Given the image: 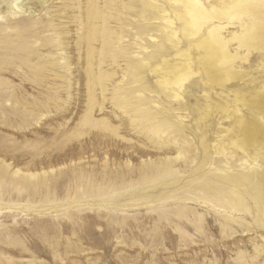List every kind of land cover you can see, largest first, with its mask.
<instances>
[{"label": "rangeland", "instance_id": "rangeland-1", "mask_svg": "<svg viewBox=\"0 0 264 264\" xmlns=\"http://www.w3.org/2000/svg\"><path fill=\"white\" fill-rule=\"evenodd\" d=\"M98 4L120 38L106 45L114 57L92 58L104 75L91 110L84 0H0V264H264V148L237 145L250 120L264 123L250 101L264 88V49L221 86L198 64L211 25L189 35L179 0ZM185 52L193 73L167 84ZM132 113L175 142L156 146ZM147 165L159 170L137 168Z\"/></svg>", "mask_w": 264, "mask_h": 264}, {"label": "bare ground", "instance_id": "bare-ground-1", "mask_svg": "<svg viewBox=\"0 0 264 264\" xmlns=\"http://www.w3.org/2000/svg\"><path fill=\"white\" fill-rule=\"evenodd\" d=\"M184 7V14L181 15L188 31L189 35L192 37L204 32L208 25H211L205 32L204 38L197 44V48L203 51V55L199 58L198 64L204 70L208 77H211L221 86L225 83L233 81L235 79L241 78V73L234 67V62L237 59L246 60L250 53L257 49H264V0H229L223 3L222 6H212L210 9L206 8L202 0H179ZM136 2H128L127 6H134ZM17 10H22L20 7L16 6ZM84 22H81V34L79 36V43L85 44V60H86V74L89 77V83H87L88 101L89 108H93L96 103V99L93 93V89L96 85L101 86L99 75H104L103 72L98 71L95 73L92 68V58L94 54H99V56H112L111 53L106 51V45L113 44L119 39L115 33L109 31L105 27V16L103 11L100 10L98 0H84ZM246 18L245 21L243 19ZM95 20L98 24L95 23ZM170 23L171 20H168ZM237 21L240 26L239 32L233 33L230 38H226L222 31L224 26L227 24L234 23ZM225 23V24H223ZM234 41L237 46L235 52L229 50V43ZM90 42H98L100 49L94 50ZM239 48H244V53L239 54ZM184 61L177 68L170 69L169 78L167 79V84H175L180 88L182 84L188 79V77L193 73L190 58L185 52L182 54ZM101 61V57H99ZM177 95L175 96V99ZM117 103L125 112L127 100H122L118 95L115 97ZM244 100V96L242 97ZM251 103L256 104V109L259 113L264 115V88L262 91L251 96ZM218 109L227 111L228 105L225 103L223 105H218ZM89 113V110L87 111ZM131 116L135 118L131 119L132 125L136 126L138 130H145L147 133V138L151 139L156 146L159 148L167 149L169 142H175V139L169 140L168 135L171 132L165 131L167 127L156 124L154 120H146V118H138L135 113ZM206 117V116H205ZM88 119V118H87ZM244 121L242 120L241 123ZM86 123H91L88 121ZM252 125L251 135L243 140L237 141L239 148L244 149L250 143L254 142L258 145V148H264V139L262 141L257 140L258 135H263L264 137V123H257L254 120H250ZM97 124V123H94ZM92 125V124H89ZM163 133L165 135H163ZM162 139V141H161ZM178 143V142H177ZM178 150L182 149V145H176ZM166 147V148H165ZM136 151V150H135ZM140 151V150H139ZM142 153V152H141ZM144 153V152H143ZM187 153V152H186ZM167 162H173V159H169ZM153 165H147V167L138 166L137 168L140 172H154L158 168H154ZM136 168V170H137ZM162 169V168H161ZM159 170V169H158ZM261 186L264 189V180L260 181ZM205 189V186H201ZM191 191V192H190ZM194 187L191 190L186 188V193H193ZM212 191L218 193L217 189L212 188ZM207 193V192H205ZM219 194V193H218ZM223 196V195H222ZM185 200L189 198H183ZM221 200L220 198H217Z\"/></svg>", "mask_w": 264, "mask_h": 264}]
</instances>
